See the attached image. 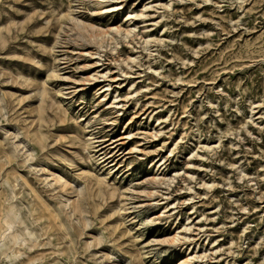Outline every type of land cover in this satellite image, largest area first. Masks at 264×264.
I'll use <instances>...</instances> for the list:
<instances>
[{
  "label": "rangeland",
  "instance_id": "rangeland-1",
  "mask_svg": "<svg viewBox=\"0 0 264 264\" xmlns=\"http://www.w3.org/2000/svg\"><path fill=\"white\" fill-rule=\"evenodd\" d=\"M0 264H264V0H0Z\"/></svg>",
  "mask_w": 264,
  "mask_h": 264
},
{
  "label": "bare ground",
  "instance_id": "bare-ground-1",
  "mask_svg": "<svg viewBox=\"0 0 264 264\" xmlns=\"http://www.w3.org/2000/svg\"><path fill=\"white\" fill-rule=\"evenodd\" d=\"M92 35H93V34H92ZM16 152H17V151H16ZM15 163H16V162H15ZM44 180H45V179H44ZM30 185H31V184H30ZM33 189H34V188H33ZM24 205H25V204H24ZM46 206L48 207V205H46ZM49 207H50V206H49ZM49 207H48V210H49ZM102 207H103V206H102ZM11 208H12V207H11ZM50 208H51V207H50ZM10 210H11V209H10ZM48 210H47V212H48ZM49 211H51V210H49ZM52 211H53V213L56 212V211H54V210H52ZM52 211H51V212H52ZM7 212H8V211H7ZM9 213H10V212H9ZM53 213H52V214H53ZM11 214H12V213H11ZM47 214H49V216H50V213H47ZM55 215H56V214H55ZM14 218H15V217H14ZM56 219H57V217H56ZM52 220H53V219H52ZM58 220H59V218H58ZM58 220H55V221H58ZM47 221H48V220H47ZM59 221H60V220H59ZM48 222H49V221H48ZM54 223H55V222H54ZM57 223H60V222H56V224H57ZM14 224H15V223H14ZM57 225H58V224H57ZM61 225H62V224H61ZM11 226H13V225H11V224L9 223L7 228L10 229ZM59 226H60V225H59ZM64 227H65V226H64ZM60 228H61V226H60ZM62 228H63V225H62ZM64 230H65V229H64ZM30 233H31V232H30ZM30 233H29V234H30ZM32 235H33V234H31V236H32ZM17 236H18V235H17ZM31 236H30V237H31ZM68 236H69V235H68ZM15 237H16V236H15ZM48 239H49V238H48ZM14 240H15V239H14ZM24 240H25V239H24ZM33 240H34V239H33ZM35 240H37V238H36ZM35 240H34V241H35ZM30 241H32V240H30ZM34 241H33V242H34ZM16 242H17V241H16ZM22 242H24V241H22ZM11 243L13 244V242H11ZM31 243H32V242H31ZM37 243H38V241H37ZM40 245H41V244H40ZM16 246H17V245H16ZM19 246H20V244H19ZM14 247H15V246H14ZM32 247H34V246H32ZM29 248H30V247H29Z\"/></svg>",
  "mask_w": 264,
  "mask_h": 264
}]
</instances>
